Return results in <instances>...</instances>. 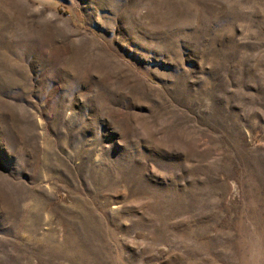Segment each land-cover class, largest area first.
<instances>
[{"label":"rangeland","instance_id":"374dc122","mask_svg":"<svg viewBox=\"0 0 264 264\" xmlns=\"http://www.w3.org/2000/svg\"><path fill=\"white\" fill-rule=\"evenodd\" d=\"M0 264H264V0H0Z\"/></svg>","mask_w":264,"mask_h":264}]
</instances>
